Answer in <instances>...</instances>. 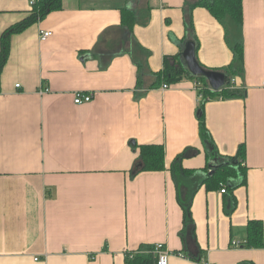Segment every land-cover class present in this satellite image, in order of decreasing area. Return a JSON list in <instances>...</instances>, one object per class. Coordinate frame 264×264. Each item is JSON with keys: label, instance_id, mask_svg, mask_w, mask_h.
<instances>
[{"label": "crops", "instance_id": "1", "mask_svg": "<svg viewBox=\"0 0 264 264\" xmlns=\"http://www.w3.org/2000/svg\"><path fill=\"white\" fill-rule=\"evenodd\" d=\"M196 1L62 0L11 36L0 73V264H128L127 252L156 243L173 252L169 264H264V245H246L249 221L264 225V0L243 3L241 73L230 68L224 25ZM32 2L0 0V34ZM124 7L136 12L132 32ZM42 30L53 34L42 41ZM190 39L202 66L238 79L230 87L240 95L208 99L205 119L219 156L245 145L247 177L225 193L216 183L198 187L194 227L184 229L172 163L196 150L182 160L202 170L179 175L186 190L216 159L200 134L196 80L163 89L157 74L166 60L185 64ZM77 91L93 100L75 104ZM155 143L165 168L133 175L139 146Z\"/></svg>", "mask_w": 264, "mask_h": 264}, {"label": "trees", "instance_id": "2", "mask_svg": "<svg viewBox=\"0 0 264 264\" xmlns=\"http://www.w3.org/2000/svg\"><path fill=\"white\" fill-rule=\"evenodd\" d=\"M245 0H197L195 5H201L209 9L225 27L226 39L233 50V60L230 68L234 73H241L244 67V47L240 40L241 26L243 22V3ZM62 8V0H37L34 3L33 10L23 20L13 24L8 29L0 34V73L2 72L10 54L11 49V36L15 33L24 31L32 24L42 20L48 13L54 10ZM123 25L129 31L132 32L134 25L138 22L136 12L129 8L123 9ZM188 30H192V23H188ZM137 46V45H136ZM143 50L141 46H137ZM136 64L140 72L144 68V61L135 59ZM158 78H162V81L166 84H171L182 79L183 76H189L196 80V84L199 87V93L203 94V101L198 109L197 117L199 121L200 134L203 143L207 149V155L209 159H212L215 163H210L209 167L204 170V174L198 175L191 184L186 188H181L179 175L185 178L198 173L202 170H188L182 166V160L195 153L194 148H187L180 153L173 161L171 172L176 179L178 185V200L183 208L184 212V229L187 227H194V219L192 216V201L198 187L202 184L218 185L220 188L226 185V192L229 189L232 191L241 184L246 182L247 170L243 163V159L246 152L245 145H241L239 152L233 157L219 156L217 149L214 145L212 136L207 128L205 119V102L211 98H229L240 95L238 90L230 87L228 83L219 91L213 90L207 79L201 75H193L182 60H177L173 63L165 62L164 69L157 74ZM229 79L231 75L227 74ZM242 94V93H241ZM140 147L139 158L134 164L131 173L133 175L147 170H163L165 168V150L162 144H142ZM211 170V171H210ZM201 174V173H199ZM231 191V192H232ZM236 206V199L232 198V202L227 211L231 213ZM247 241L246 245L250 247H261L264 245V225L261 220L252 219L247 226ZM144 250L143 253H137L133 258L126 255L128 264H157V255L153 251L147 252L146 249H153V245L141 246ZM139 248V249H140ZM199 263H202L200 258Z\"/></svg>", "mask_w": 264, "mask_h": 264}, {"label": "built area", "instance_id": "3", "mask_svg": "<svg viewBox=\"0 0 264 264\" xmlns=\"http://www.w3.org/2000/svg\"><path fill=\"white\" fill-rule=\"evenodd\" d=\"M37 0H33V4L36 2ZM53 34V32L51 30H42L40 32V39L46 40L47 38H49L51 35ZM238 82V79L236 77H231L229 79V84L230 86L232 85H236ZM17 87L20 86V84L16 85ZM197 86V85H196ZM263 86H264V82H263ZM169 87L168 84H163L162 88L163 89H167ZM198 92H199V87L197 86ZM48 91V88L46 89ZM199 97L200 100H203V94L199 93ZM222 99V98H220ZM93 100V95L91 93H86V92H82V91H77L74 93V103L75 104H82L85 102H90ZM211 171V170H210ZM224 186H222L221 188V192L225 193L226 192V185L223 184ZM236 244V243H235ZM237 245V244H236ZM147 252L149 251H153V253L155 255H157V264H169L170 263V257L173 254V252H171L170 250H168V248L165 246L164 243H156L153 245V249H146ZM144 250L143 249H136L133 251H129L128 256L130 258H133L137 253H143ZM181 256H184L183 253H179ZM38 259V258H36ZM202 264H210L208 261L206 260H202Z\"/></svg>", "mask_w": 264, "mask_h": 264}, {"label": "water", "instance_id": "4", "mask_svg": "<svg viewBox=\"0 0 264 264\" xmlns=\"http://www.w3.org/2000/svg\"><path fill=\"white\" fill-rule=\"evenodd\" d=\"M182 55L189 71L195 76L205 77L213 90L219 91L229 83V76L224 71L207 69L200 64L196 56L194 40L186 41Z\"/></svg>", "mask_w": 264, "mask_h": 264}]
</instances>
